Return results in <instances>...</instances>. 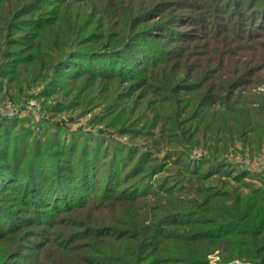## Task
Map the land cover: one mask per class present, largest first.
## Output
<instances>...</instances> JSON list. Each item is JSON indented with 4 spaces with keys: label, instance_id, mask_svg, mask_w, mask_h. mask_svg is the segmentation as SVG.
<instances>
[{
    "label": "rangeland",
    "instance_id": "1",
    "mask_svg": "<svg viewBox=\"0 0 264 264\" xmlns=\"http://www.w3.org/2000/svg\"><path fill=\"white\" fill-rule=\"evenodd\" d=\"M29 3L32 5L27 7ZM230 3L231 0H0V39L4 43L2 50L6 49L4 55L0 51V62L13 55V51L24 57L33 54L36 52L33 50L35 43L40 46L39 52L47 54L58 49L60 55L71 52V47L86 52H101L109 41L111 47L121 48L134 30L149 34L144 47L166 52L165 55L161 53L165 60L159 57L164 63L140 65L133 63L144 58L140 50L137 53L131 51L133 58L129 62L134 67L129 65L131 70L128 75L124 70L120 72L123 75L99 73L88 66L90 71L86 69L76 76H65L63 72L70 71L59 69L58 62L30 73L26 82L16 77L10 81L8 77L0 76V123L11 128L9 136L22 131V128L29 135L25 139L26 160L21 157L20 161H24H18L21 172H17L15 185L11 187L16 189L1 197L0 204L14 209L15 214H22V210L28 209L22 190L26 188V176L35 152L33 144L35 140L41 141V148L47 147L55 152L56 147L52 148V143L49 144L52 141L48 134L52 138L59 132L63 146L100 141L116 143L113 144L116 149L122 145L129 149L139 147L141 152L151 157L147 169L153 164L158 165V162L161 166L173 161L187 167L193 164L191 170L204 173V178L209 177L197 180L182 175L179 181H174L176 170L173 169L176 168L169 167L152 176L146 185L150 187L152 182L167 179L168 186L175 188L174 198L187 202L184 211L196 210L191 205L196 201L192 197H196L200 190L205 191L206 199H198V206H203L205 211L202 217L205 222L226 218L243 194L252 193L256 200L262 199L264 137L252 143L241 137L218 147L211 141L203 144L200 133L205 125L201 124L199 117L204 112H213L217 116L223 115V118L230 116L236 124L240 122L236 117L254 115L251 119L254 118L253 122L260 128L259 133L264 136V31H261L264 26L259 23L263 17L256 26L259 30L251 33L247 27L252 13L264 9V0H254L246 6L243 4V10ZM13 11L15 13L10 18L7 14ZM18 16V21H15ZM25 19L45 20L48 24L40 30L23 31L27 29L26 25L21 29L19 22ZM24 32L29 34V40H21ZM216 34L221 37H214ZM58 37L65 39L56 42ZM16 40L24 44L14 42ZM218 40H223L219 46L222 54L207 53ZM207 58L210 60L207 61ZM222 59L225 60V69L219 74L215 71L205 74L196 68L218 63L215 68L218 69ZM78 60L86 64L84 59ZM27 72L29 70L20 75ZM219 81L224 82L223 89L217 87ZM9 86L15 88L12 90ZM206 97L209 100L206 101ZM203 157H217L220 162L213 167L206 166L201 164ZM44 161L46 167L42 178H54L47 171L56 167L53 164L56 160L45 158ZM126 166L123 164L119 170H124ZM198 208L202 211L201 207ZM107 209L104 206L92 216L108 213ZM195 212L189 218H196L193 215ZM64 224L55 229L52 226L39 227V233L43 228L47 230V233L41 232L40 237L33 234L34 229H38L33 225L19 230V233L6 235L0 241V258L13 250L16 244L14 250L25 242L26 249L22 251L25 258L17 260L20 264H36L28 260L37 262L38 257L43 255L47 240H53L57 233L70 235L77 230L70 222ZM0 226L11 230L1 219ZM177 230L178 227L175 228ZM89 240L82 239L79 243L85 245ZM232 248L221 245V250H214L208 255L209 264H221L223 259L231 258L229 252Z\"/></svg>",
    "mask_w": 264,
    "mask_h": 264
},
{
    "label": "trees",
    "instance_id": "2",
    "mask_svg": "<svg viewBox=\"0 0 264 264\" xmlns=\"http://www.w3.org/2000/svg\"><path fill=\"white\" fill-rule=\"evenodd\" d=\"M79 1L83 0H77ZM249 2L254 0H231L230 4L241 7L240 9L243 10L245 7L241 5L246 6ZM31 5L32 3H29L27 7ZM14 13L13 11L7 15L12 18ZM252 15L247 27L251 33H254L253 30H259L256 26L259 25L258 20L261 16L263 20L259 23L264 26V9ZM19 17L15 21H18ZM20 21V28L24 29L23 25L27 28L23 31H31L34 28L40 30L48 24L45 20ZM91 24L92 22L89 26ZM261 31L264 30L261 29ZM142 32L134 30L132 34L130 33L128 41L121 48L111 47L109 41L108 45L104 44L105 47L101 52L96 53L71 47L72 51L68 54L63 52L64 55L63 53L60 55L57 48L44 54L39 52L40 46L35 43L33 50L36 52L33 54L24 57L19 56L18 51H13V55L0 62V76H6L10 81H14L16 77L26 82L27 75L30 73L34 74L45 65L49 66L51 63L58 62L59 69L70 71L63 72L65 76H76L86 69L90 71L88 66L99 73L113 74L115 72L117 75H123L120 72L124 70L127 71L125 75H128L130 67H134L135 63L140 65L164 63L166 58L161 53L165 55L166 52L153 50L150 46L144 47L147 44H144V41H147L146 36L149 34H144L145 32L142 34ZM25 33L21 38L23 41L29 40L30 37ZM214 37H221V35L216 34ZM62 39L65 38L58 37L56 42ZM30 41L34 43L32 39ZM14 42L24 44L19 40ZM222 43L223 40H218L215 44L218 49L212 45L207 53L222 54L223 51L220 49ZM2 47L4 43L3 39H0V51L4 55L6 49L2 50ZM139 50L144 58L133 61L135 63L132 65V62H129L133 58L131 51L137 53ZM207 53L206 57H208ZM83 56L85 58H82ZM78 59H84L86 64H81ZM209 60L210 58H207V61ZM219 62L221 65L218 69H215L218 63L205 67L203 64L196 68L205 74H212L214 71L219 74L225 69V60L222 59ZM17 67L21 69L18 70ZM114 69L116 71H113ZM27 70L29 72L20 75ZM218 83L217 87L223 89L224 82ZM14 88L12 86L9 89ZM16 88L20 87L16 85ZM208 97L206 101L209 100ZM253 116H235L240 120L236 124L230 116L223 118V115L217 116L213 112H204L198 119L205 125L200 132L203 144L211 141L219 147V144L233 143L241 137L250 143L254 140L259 141L264 136L259 133L260 128L253 122L254 118L251 119ZM4 121L7 122V120ZM21 130L9 136L11 128L0 123V199L8 195L9 191H15L16 188L11 187L15 185L14 179L17 174L19 175L17 172H21V164H18V161L21 157L26 160L25 139L29 138V135L23 128ZM60 135V132L55 133L50 138L48 134L52 141L49 144L52 143V148L56 147L55 152L49 151L47 147L41 148L43 144L41 141L35 140L33 144L38 154L33 152L30 172L26 176L27 185L22 190L25 192L24 204L28 206V209L22 210V214H15L14 209L0 204V219L4 221L5 227L11 228L7 231L0 226V241L6 235L18 232L29 225L38 228L34 229L33 234L39 237L41 232L47 233L45 228L38 232L41 226H52L55 229L65 225L66 222H70L73 227L76 226L77 230L70 235L63 232L57 233V237L53 240H47L42 250L44 257L41 258L43 256L41 255L37 262L28 260L29 262L36 264H209L207 257L210 253L217 249L221 250V245H230L233 247L229 252L232 256L223 259L221 264H264V196L256 200L252 193L241 194L242 196L231 207V212L226 215V218L221 221L214 219L205 222L202 219L205 213L203 206H198V199H206L205 191L200 190L196 197H192L196 201L191 205H194L196 210L184 211V204L187 202L178 201L181 198H174L175 188L168 186L167 179L159 183L152 182L150 187L146 185L151 181L152 176L164 172L169 167L176 168L173 170H176L177 178L173 171H170L174 175V181H179V176L182 175L189 177L188 179L197 178V180L209 177L205 175L206 178H204L202 176L204 173L191 170L190 167L193 164L187 167L173 161L161 166L158 162V165L153 164L147 169L151 157L141 152L139 147L129 149L122 145L120 149H116L114 147L116 143L107 142L106 144L100 141H94L92 144L83 142L80 146L78 144L63 146ZM9 143H12L11 147ZM9 151L10 154H8ZM45 158L56 160L53 162L56 167L47 171L54 176L49 180L42 178L46 167L43 165ZM217 159V157H203L201 161L204 163L199 161L201 164L213 167L220 162ZM72 164L73 166L70 167ZM123 164L127 166L120 171ZM137 177L140 178L137 179ZM133 180H135L134 183H131L130 181ZM234 180L237 179L234 178ZM104 206L109 208L108 213H97L95 217L92 216V213L103 209ZM198 207H201L203 212ZM191 211H196L193 214L197 216L196 218H189ZM161 216L163 218H160ZM176 218L179 219L178 222L170 221ZM176 227L178 232L175 231ZM82 239L91 240L83 245L79 243ZM16 246L17 244L13 250L10 249L0 258V264H20L17 258L20 260L25 258L22 251L26 249V244L21 242L20 248L14 250Z\"/></svg>",
    "mask_w": 264,
    "mask_h": 264
}]
</instances>
